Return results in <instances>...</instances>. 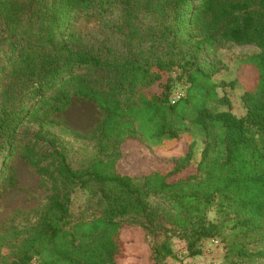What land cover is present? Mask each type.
<instances>
[{
	"label": "trees",
	"instance_id": "16d2710c",
	"mask_svg": "<svg viewBox=\"0 0 264 264\" xmlns=\"http://www.w3.org/2000/svg\"><path fill=\"white\" fill-rule=\"evenodd\" d=\"M114 8L119 17L110 30L121 51L94 49L73 34L77 18ZM221 42L258 50L242 60L254 70L241 94L242 116L218 98L214 71L199 58ZM97 72L99 81L91 77ZM176 84L187 88L171 102ZM155 85L158 92L150 93ZM72 96L103 112L90 134L75 133L106 153L84 170L73 169L51 138L36 135L33 146L16 141L20 127L39 123L41 112L62 113ZM214 100L227 109H211ZM196 136L203 147L193 165ZM129 139L169 151L184 141L187 151L167 173L121 175L116 147ZM38 140L53 148L45 164L35 151ZM1 142L10 158L20 153L51 181L38 223L13 246L9 264L128 262L138 254L125 238L126 225L136 224L162 238L148 257L161 264L172 250L169 230L151 225L159 214L193 239L189 250L195 241L221 237L225 257L234 258L228 264H264V0H0ZM91 186L100 214L71 220V194ZM15 187L12 173L0 176V197ZM156 196L172 202L171 213L150 206ZM6 245L0 238V250Z\"/></svg>",
	"mask_w": 264,
	"mask_h": 264
},
{
	"label": "rangeland",
	"instance_id": "374dc122",
	"mask_svg": "<svg viewBox=\"0 0 264 264\" xmlns=\"http://www.w3.org/2000/svg\"><path fill=\"white\" fill-rule=\"evenodd\" d=\"M118 17L119 10L116 8L107 10L104 15L96 12L94 15L82 16L72 24L73 34L94 49L105 47L121 51L119 37L110 30V24L116 22ZM255 52L258 50L253 47H241L221 42L208 55L199 56L204 67L214 71L211 80L219 84L216 88L218 98L227 99L232 113L236 116H242L245 113L241 94L252 86L254 77L253 68L243 64L242 60ZM218 63L222 64V67L219 68ZM91 77L99 81L103 75L97 72ZM186 88V84H176L173 87L171 98L179 94L184 96ZM149 92L157 93L158 86L151 87ZM209 107L218 111L227 109L226 105L219 104L215 100L209 102ZM40 116L39 123H28L19 128L16 141L20 145L33 146L36 135L51 138L58 149H62L68 163L75 170L86 169L96 159H106V153L95 142L78 138L75 134H90L102 120L103 112L95 103L72 96L69 107L62 113L41 112ZM196 138L197 143L191 161L193 165L198 163L203 147L201 140L197 136ZM10 150L8 145L0 143V176L8 172L12 173L16 180L15 189L5 191L0 197V238H3L4 243L7 244L0 250V264H9L14 259L15 248L13 246L26 236L24 231H29V228L38 223L40 211L50 196L51 188V181L39 176L20 153L10 158ZM35 151L38 158H43L42 164H45L49 161L47 155L53 152V148L38 140ZM186 151L187 146L184 141H180L174 151H169L167 147L153 149L137 140H125L116 147L118 154L115 161L116 170L121 175L131 177L142 176L150 172L164 174L172 169L174 159L177 156H183ZM95 191V187L91 186L87 190L76 189L71 194L69 205L71 220L88 221L100 214L97 205L99 194ZM148 203L151 207H158L161 213L172 211V202L162 196L151 197ZM208 218L210 220L214 218L213 212L208 213ZM151 225L156 230L163 228L169 230L172 255L161 264H228L234 260L232 255L225 257L226 247L221 237H214L218 241L217 247L209 246L205 241L200 240L195 241L194 248L189 250L187 249L188 240L193 241V239L185 237L183 232L166 222L160 214L153 219ZM126 226L125 238L131 242L138 256L136 255V258L128 262L122 261L121 264H129V262L150 264L149 246L161 242L162 238H154L149 233H144L137 224ZM193 251H199V254L193 256L191 255Z\"/></svg>",
	"mask_w": 264,
	"mask_h": 264
},
{
	"label": "built area",
	"instance_id": "2783aa9c",
	"mask_svg": "<svg viewBox=\"0 0 264 264\" xmlns=\"http://www.w3.org/2000/svg\"><path fill=\"white\" fill-rule=\"evenodd\" d=\"M183 97L181 94L177 95V96H172V98H170L171 101H177L179 98ZM206 244H208L209 246H212V247H217L218 246V241L215 240V239H208L205 241Z\"/></svg>",
	"mask_w": 264,
	"mask_h": 264
}]
</instances>
